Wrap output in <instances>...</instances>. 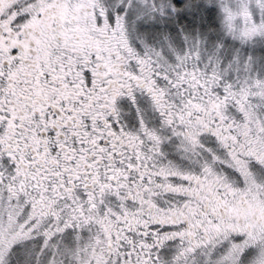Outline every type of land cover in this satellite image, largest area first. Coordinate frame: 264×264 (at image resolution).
<instances>
[{"label": "snow or ice", "instance_id": "1", "mask_svg": "<svg viewBox=\"0 0 264 264\" xmlns=\"http://www.w3.org/2000/svg\"><path fill=\"white\" fill-rule=\"evenodd\" d=\"M0 264H264V0H0Z\"/></svg>", "mask_w": 264, "mask_h": 264}]
</instances>
